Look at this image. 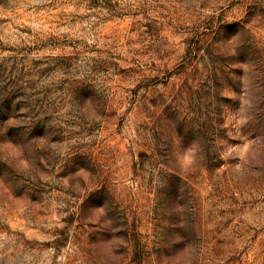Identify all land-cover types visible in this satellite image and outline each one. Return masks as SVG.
Wrapping results in <instances>:
<instances>
[{
	"label": "rangeland",
	"instance_id": "1",
	"mask_svg": "<svg viewBox=\"0 0 264 264\" xmlns=\"http://www.w3.org/2000/svg\"><path fill=\"white\" fill-rule=\"evenodd\" d=\"M0 264H264V0H0Z\"/></svg>",
	"mask_w": 264,
	"mask_h": 264
}]
</instances>
